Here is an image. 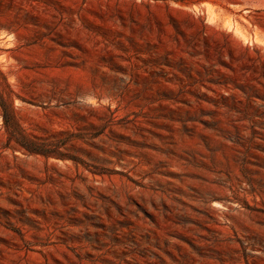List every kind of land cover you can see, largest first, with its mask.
Wrapping results in <instances>:
<instances>
[{
    "label": "rangeland",
    "instance_id": "rangeland-1",
    "mask_svg": "<svg viewBox=\"0 0 264 264\" xmlns=\"http://www.w3.org/2000/svg\"><path fill=\"white\" fill-rule=\"evenodd\" d=\"M0 264H264V0H0Z\"/></svg>",
    "mask_w": 264,
    "mask_h": 264
},
{
    "label": "trees",
    "instance_id": "trees-1",
    "mask_svg": "<svg viewBox=\"0 0 264 264\" xmlns=\"http://www.w3.org/2000/svg\"><path fill=\"white\" fill-rule=\"evenodd\" d=\"M0 104H1V106L3 105V102L2 101H0Z\"/></svg>",
    "mask_w": 264,
    "mask_h": 264
}]
</instances>
